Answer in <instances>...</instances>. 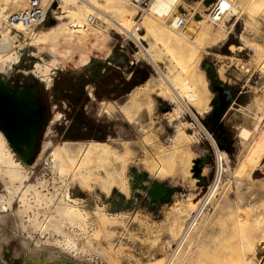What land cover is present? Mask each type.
Segmentation results:
<instances>
[{
	"label": "rangeland",
	"instance_id": "rangeland-1",
	"mask_svg": "<svg viewBox=\"0 0 264 264\" xmlns=\"http://www.w3.org/2000/svg\"><path fill=\"white\" fill-rule=\"evenodd\" d=\"M53 1L44 0L49 4L47 16L33 36L24 37L19 32L20 38H14L15 48L9 52L12 55L0 53V78L5 85L35 83L50 89L56 77L79 75L90 60H97L102 65L108 61L106 53L109 51L111 55L114 48H119L123 50L120 54L127 56L129 67H135L132 89L143 86L151 77L161 79V73H169L173 77L183 74L181 80L187 90L194 87L199 97H208L207 108L202 116H194L195 112L192 110L193 114L188 113L180 102L151 94L150 111L143 107L129 122L120 108L114 109L115 105L107 106L106 102L98 104L93 101V116H108L113 118L115 124V136L106 145L126 160L123 165H108H112L111 170L118 174L119 185L112 187L107 195L94 183L89 189H82L71 175L66 177L58 173L60 164L54 152L62 144L56 142L54 128L57 122L49 125L47 136H42L32 164L22 163L0 133L4 138V149L11 151L6 149L17 163L18 171L22 169L20 178L12 181L15 183L11 185L8 184L10 179L0 176V263L166 264L173 258L180 232L187 229L195 215L197 221L190 228L191 234L179 254L180 264H263L264 155L255 164L246 161L257 137L253 127L256 124L260 126L257 120L261 112L253 109L254 99L260 98L264 107V78L258 70L259 65L264 64V7H257L259 0H235L237 7L244 8L242 14L226 40L214 46L205 43L206 40L197 42L196 36L189 34L187 28L188 25L196 27L195 20L190 18L191 13L198 12L201 20V15H207L209 6L215 0H189L192 8L183 10L182 7L183 12L180 9L177 11L176 16L182 13L186 17V25L179 31L188 34L195 43H200V49L191 50L192 59L188 62V68L193 69L197 76L203 75L205 83L202 86H193L185 76L184 69L183 73L181 66L169 60V54L174 49L158 40L156 33L147 30L144 24L140 26V20L144 18L145 23L149 15L139 22V16L133 17L135 23L126 22L141 37L137 42L127 33H120L119 27L106 22L99 12L95 16L100 21L99 28L86 22L84 28L87 34L81 32L64 17L67 14L63 9L65 5L60 0ZM58 4L61 9L56 10ZM72 7L76 8L70 3L68 8ZM232 20H228L226 25ZM165 25H168L167 21ZM60 27L59 40L52 41L45 37L46 34L45 38L37 39L39 33ZM230 45L234 46V50L229 49ZM145 48L158 55V69L143 54ZM68 53L70 62L67 60ZM53 56L60 60L59 63L38 72L36 65L53 62ZM207 70L216 81L234 93H244L241 95L244 96V103L236 100L226 116L225 124L232 137L230 154L227 153L229 163L213 198L202 206L203 198L213 183V154L202 129L205 128L203 119L214 97ZM124 74L126 77V72ZM132 76L130 74V79ZM130 95L131 92L122 99L124 105L130 100ZM188 96L185 101L189 103ZM160 103L169 104L172 110L168 114H159L157 106ZM177 111L176 117H170ZM54 117V120L57 119L58 114L55 113ZM242 129L250 132L246 139L239 137ZM83 145L67 144V147H70L72 155H78L77 151ZM170 152H173V156L170 157L168 173L156 175L150 172L147 165L156 162L155 158L159 155ZM203 156L211 159V163L203 168L202 175L206 180L201 187L196 186L195 180L191 187L192 161ZM133 171L145 173L147 180L181 188L182 192L175 193L170 203L159 205L153 211L136 199H133L130 208H114L111 200L119 199L118 194L123 195L119 199L122 205L131 198ZM97 173L104 177L102 171H95ZM121 187L126 190L121 191ZM67 205L77 207L85 216L84 228L62 216V210ZM200 208L203 212L197 216ZM101 215L110 221L102 233L98 222ZM60 241H70L74 245L72 252L60 247Z\"/></svg>",
	"mask_w": 264,
	"mask_h": 264
},
{
	"label": "bare ground",
	"instance_id": "bare-ground-1",
	"mask_svg": "<svg viewBox=\"0 0 264 264\" xmlns=\"http://www.w3.org/2000/svg\"><path fill=\"white\" fill-rule=\"evenodd\" d=\"M22 1L23 0H21V2ZM60 1L65 5L63 9L67 11V14L64 17H67L71 23L75 24L77 26L76 29H78L81 32L87 34V31L84 28V26H87L86 25L87 18L95 17L96 15H98L99 12L102 18H104L106 22H110L111 24L117 26V28L119 27L120 33H127L137 42L141 40V37L136 35L135 31L131 30V27L128 26V24L126 23L127 21L128 23H135L133 20V17L135 16V9L133 8L134 10H130L127 4L123 0H98L100 3L97 2V0H60ZM70 3L74 4V6L76 7V8L72 7L74 8V10H72V8L71 9L68 8V5ZM78 3L80 5H77ZM45 5H49V4L45 3ZM256 5H258L257 7H264V0L257 1ZM182 7H184L183 10H186V8H192L193 5L190 4L189 0H157V2L151 6L150 14H149L150 18L146 19L145 23H144L145 20H143L144 18H142L139 24L140 26L144 24L147 30L156 33V37L158 40L163 42V44L165 43L169 45L172 50L174 49L173 52H170V50L167 49L170 52L169 60L176 66H181L182 71L184 69L185 76H187L188 79H190V83L193 86L196 85L202 86L205 83L203 75L197 76L193 69L188 68L189 65L188 62L190 59H192L191 50L201 48L199 46L200 43H197L198 40L199 41L206 40L205 43H212L213 46L218 44L219 42L226 40L227 35L230 34L235 23L239 19V15L242 14V9L244 8L237 7L235 0H219L216 6L217 9L213 13L216 14L219 11L218 14H221V17L219 18L218 21L213 20L212 14H207V15L204 14L201 15V20L199 19L200 21L193 20L196 27H191V25L190 26L188 25L187 31L189 32V34L191 33L192 35L196 36L195 40H197V42L195 43V40L190 39L188 34L182 33L181 31H179V29L170 28L171 30H168L167 29L169 28L167 27L168 25H165V22L169 18L173 19L176 16L177 11ZM19 8H23L22 3H18L16 1L12 3V1L10 0H0V29L2 28L3 23L6 21L7 16L10 13L15 12ZM58 9H61V6L56 8V10ZM196 9L197 7L195 8V11ZM232 18H233L232 22L229 25H226L228 20H231ZM15 29L18 32H22L24 37L26 36L31 37L36 33L33 31L32 28H24L21 25L15 26ZM60 29L61 27L57 29L52 28L48 32H41L39 33L40 35L38 36L37 39H42L47 37L52 41H57L59 40L60 37L59 35ZM14 38H15L14 35L12 36L11 34H8L7 31L3 32L0 30V53L8 54L12 49L14 50L15 48ZM34 43L35 41L33 42V44ZM229 49L231 51L234 50V46L230 45ZM143 54L148 58V60L152 63V65L156 67V69H158V62H160L158 55L155 54L153 50H150V48L143 49ZM9 55L12 54L9 53ZM68 55L69 58L67 57V60L68 62H70L71 61L70 54L68 53ZM108 55H109V51L106 53V57H108ZM0 58L2 59V57ZM52 58H54L53 59L54 61L51 63H46L43 66L36 65L35 68L38 70V72L39 70H43V71L47 70L50 65H53V63H59L60 61L59 59L55 58L54 56ZM258 60H260L259 57ZM258 70L262 75L261 77L264 78V64L261 66L259 65ZM161 75H162L161 79H156L154 77H151L144 83L143 86L131 92V95L129 97L130 100L125 105L120 107V112L122 113L124 118H126L127 121L129 120L130 122L133 119V116L145 106H146V110L150 111L151 102H152L150 100L151 94H154L160 98H170L172 99V101L174 99V101L176 100L180 102V104L183 105L184 109H186L188 113L190 112L193 114L192 112L193 110L195 112V114H193L194 116L195 115L202 116L203 112L207 108L208 97L206 98L199 97L198 94H196V92L194 91V87L192 90L189 88L190 91H188L189 89L187 90L185 84H183L182 83L183 81L181 80V76H183V74L180 75L178 74L177 77H173L169 73L167 74L161 73ZM187 94L190 95L188 96ZM187 96L189 97L188 98L189 103L185 101V97ZM252 107L256 112H261V117H259L257 120L260 123V126L256 124L253 127L254 131H257V137L256 140L253 142V146L250 149L249 158H247L248 160L246 159V161H248V163L255 164L257 160H259L264 155V107L261 104V99L260 98L254 99L252 103ZM178 113L179 112L177 111L173 114V116L170 117H176ZM249 133L250 132H248L247 130L242 129V131L239 134V137L242 139H246L249 136ZM2 139L3 138L0 136V176L2 175L5 176V179L6 177L10 179L11 181L8 182V184L11 185L15 183V182L11 183L12 181L18 180L20 178L21 176L20 170L22 169H19L18 171V165L12 159L13 156L11 157L9 153L10 151L7 148L6 149L9 152L6 149H4L5 144L2 141ZM70 150L71 149L70 147H67V144H62L60 146H57V148L55 149L54 157L59 161L60 167L58 173H60L61 176L65 175L66 177H68L69 175H71L72 179L79 185L78 187L82 189H89L91 183H94L93 185L96 184L97 188H99V190L106 195L109 194L112 187L114 186L118 187L119 185V179L117 177L118 174L114 170H111L112 165H110V167H108V165L110 163H121L123 165L126 163L124 157L116 155V153L112 151L111 148L104 143L100 144L95 142H89L87 144H84L81 150L78 151L76 150L78 155H72ZM171 155L173 156V152L159 155L158 157L155 158L156 160L154 159L156 162H151L150 165H147V168L150 170V172L156 175L168 173L171 166V160H170ZM221 160H222V173H217L215 180L209 189V192L203 198L205 199V201L202 206H204L206 202H210V200L213 198L221 182L222 175L227 168V165L229 163V157L225 152L221 153ZM3 168H5V171H2ZM97 170L102 171L104 177L99 176L100 174L98 173L95 174V171ZM121 172H123V170ZM123 190H126L125 187H121V191ZM201 211L202 210L200 208L197 213V216L198 215L200 216ZM62 216L66 218L68 221L74 222V224L78 226H81L83 228L84 226H86L85 222L87 219L85 220V216L82 214V212H80L79 209H77V207H73L71 205L65 206V208L62 210ZM194 217L188 224L187 229H184L182 232H180L181 235H179L180 237H178L179 243L176 246L175 253H173V258H171L169 262H167L166 264H176V262L179 263L181 261L179 254L181 252L182 246L186 243L189 234H191L190 228L193 226V223L196 220V218ZM98 220L102 233V230L104 231L105 229L104 227H106V225H109L110 221H108L106 217H104L103 215H101V218L99 217ZM0 243H1V239H0ZM58 244L63 249L72 252L71 250L73 249L74 245L70 244V241H65V242L60 241L58 242ZM90 245L92 246V244Z\"/></svg>",
	"mask_w": 264,
	"mask_h": 264
},
{
	"label": "flooded vegetation",
	"instance_id": "flooded-vegetation-1",
	"mask_svg": "<svg viewBox=\"0 0 264 264\" xmlns=\"http://www.w3.org/2000/svg\"><path fill=\"white\" fill-rule=\"evenodd\" d=\"M86 65H88L87 68H84L79 75L69 74L56 77L50 89L41 87L35 83L25 84L21 82L19 85H13V83L6 85L18 95H22L23 92L33 94V105L36 109L34 115L37 134L34 155L29 161L31 164L37 154L42 136H47L49 132L47 133L46 130L49 125L56 122L57 124L54 128L56 142H61V144L77 145L89 142L107 144L110 140H113L116 133L113 118H109L108 116L99 118L100 115L95 118L91 112L92 102L96 101L98 104L106 102L107 105L110 104L113 107L115 105V109L123 106L122 99L127 97L132 91L129 84L130 74L132 73H126L125 77V70H128L126 68L121 70L115 79L112 78L111 74L105 73V76L99 80L95 78L98 66L94 63ZM209 73L210 70H207V74ZM208 78L214 97L210 104V110L203 119V124L210 132L209 134L215 144L218 147L225 148V150H222L230 154L232 137L228 126L225 124V120L232 109L231 106L235 104L236 100L241 104L244 103V96H241L244 93H234L232 90L218 83L213 77L208 76ZM214 86L217 87L215 90L213 89ZM49 90L51 93H49ZM157 109L159 110V114H168L172 110L167 103L158 104ZM55 113L58 114V118L54 120ZM1 136L4 137L3 134ZM201 158H209L211 163L210 157L203 156ZM132 178L130 185L131 198L126 200L125 205H122L119 199L123 195L118 194L120 195L119 199L111 200V205L114 208L121 206L123 208H130L133 199L140 200L141 204L146 205L151 211L162 205L158 202L150 204L146 193V190L151 187V183L156 180H147L145 173L136 171H133ZM159 183L166 187H174L168 186L164 182Z\"/></svg>",
	"mask_w": 264,
	"mask_h": 264
},
{
	"label": "water",
	"instance_id": "water-1",
	"mask_svg": "<svg viewBox=\"0 0 264 264\" xmlns=\"http://www.w3.org/2000/svg\"><path fill=\"white\" fill-rule=\"evenodd\" d=\"M199 19L198 15L194 17V20ZM216 88L213 87L214 90ZM35 112L32 93L23 92L22 95H18L0 78V132L22 163H28L34 155L37 134ZM209 164V158H198L192 161L190 172L192 178L196 180V186L201 187L206 180L202 171ZM180 192H182L181 188L166 187L157 181L152 182L151 187L146 190L150 204L157 202L168 204L172 196Z\"/></svg>",
	"mask_w": 264,
	"mask_h": 264
},
{
	"label": "built area",
	"instance_id": "built-area-1",
	"mask_svg": "<svg viewBox=\"0 0 264 264\" xmlns=\"http://www.w3.org/2000/svg\"><path fill=\"white\" fill-rule=\"evenodd\" d=\"M12 3L15 1L23 4V8L17 9L15 12L10 13L6 21L3 23V26L0 30L7 31L8 34L14 35L16 38H20L21 33H19L15 26L21 25L24 28H32L33 31H37V29L44 23L47 12L49 9V5H45L43 0H10ZM130 7L135 9V16L138 17L137 22L139 20L150 14L151 6L157 2V0H124ZM219 0H215L208 9L207 14H212V18L214 21H218L221 17V14H213L217 9V3ZM196 15H200L198 12H192L190 18L194 19ZM220 15V16H219ZM87 24L94 27L99 28V19L95 17H88ZM168 27L171 29H182L186 25V17L185 14L179 13L178 16H175L173 19L169 18L167 20ZM122 47V46H120ZM204 134L207 136L210 148L212 150L213 159H212V168H213V182L217 173H222V160L221 153L222 149L215 144L211 135L202 127ZM226 153V152H225ZM227 154V153H226ZM190 223V222H189ZM188 227V226H187Z\"/></svg>",
	"mask_w": 264,
	"mask_h": 264
},
{
	"label": "trees",
	"instance_id": "trees-1",
	"mask_svg": "<svg viewBox=\"0 0 264 264\" xmlns=\"http://www.w3.org/2000/svg\"><path fill=\"white\" fill-rule=\"evenodd\" d=\"M108 61L111 62V64H113L114 66L119 67L121 70L128 68V70H125V72L133 74V76L131 77V79L129 81L130 89H132L133 88V84H134V80H133L134 78L133 77H134L135 67H133V66L129 67V62H128L127 56H125L124 54H120L119 48H114L112 50V52H111V55H110ZM93 63L96 64V66L99 67V68H97V73H99L98 71H100L101 66L103 64L101 65V62H98L97 60H90V63H88V64H93ZM87 66L88 65H85L83 67V69L87 68ZM207 75L213 77V74L211 72L209 74H207ZM220 148L225 150V148H223V147H220Z\"/></svg>",
	"mask_w": 264,
	"mask_h": 264
},
{
	"label": "crops",
	"instance_id": "crops-1",
	"mask_svg": "<svg viewBox=\"0 0 264 264\" xmlns=\"http://www.w3.org/2000/svg\"><path fill=\"white\" fill-rule=\"evenodd\" d=\"M119 52H122L123 53V50H119ZM109 55H108V57H106V59H109V57H110ZM86 64H88V62ZM104 64L101 66L100 71H98L99 73H96L95 78L100 80L103 76H105V73H108V74H111V76H112L113 79H115L116 78V75H118V73L121 71V69L119 67L114 66L109 61L105 62ZM133 90L134 89H132V91ZM194 182H195V180L194 179H191V187L194 185ZM261 247H262V244H261Z\"/></svg>",
	"mask_w": 264,
	"mask_h": 264
}]
</instances>
